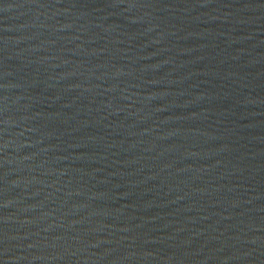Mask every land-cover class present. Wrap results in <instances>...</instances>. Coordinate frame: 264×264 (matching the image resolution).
Instances as JSON below:
<instances>
[{"label": "water", "instance_id": "water-1", "mask_svg": "<svg viewBox=\"0 0 264 264\" xmlns=\"http://www.w3.org/2000/svg\"><path fill=\"white\" fill-rule=\"evenodd\" d=\"M0 264H264V0H0Z\"/></svg>", "mask_w": 264, "mask_h": 264}]
</instances>
